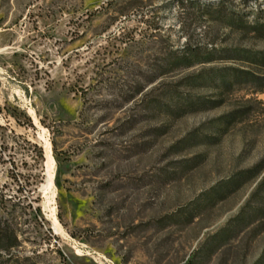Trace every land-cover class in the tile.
I'll return each mask as SVG.
<instances>
[{
	"label": "rangeland",
	"instance_id": "374dc122",
	"mask_svg": "<svg viewBox=\"0 0 264 264\" xmlns=\"http://www.w3.org/2000/svg\"><path fill=\"white\" fill-rule=\"evenodd\" d=\"M125 1L0 0V264H264V28Z\"/></svg>",
	"mask_w": 264,
	"mask_h": 264
},
{
	"label": "trees",
	"instance_id": "16d2710c",
	"mask_svg": "<svg viewBox=\"0 0 264 264\" xmlns=\"http://www.w3.org/2000/svg\"><path fill=\"white\" fill-rule=\"evenodd\" d=\"M179 3L178 16L181 19L183 29L190 27L195 19H206L210 24L229 28L231 30L264 28V23L251 25L244 22L250 16H254L258 22L264 18V0H254L258 7L254 11L250 9L252 0H215L202 4L200 0H177ZM127 6L141 9L147 3L145 0H126ZM191 20V21H190ZM264 185V177L259 183V188ZM259 191V189H257ZM11 246H0L1 251L9 252Z\"/></svg>",
	"mask_w": 264,
	"mask_h": 264
},
{
	"label": "bare ground",
	"instance_id": "6f19581e",
	"mask_svg": "<svg viewBox=\"0 0 264 264\" xmlns=\"http://www.w3.org/2000/svg\"><path fill=\"white\" fill-rule=\"evenodd\" d=\"M46 152H47V158L48 160L51 162V156H52V145L51 143H48L47 146H46ZM49 170H48V178H49V181L51 184L54 185V171H53V167L49 166Z\"/></svg>",
	"mask_w": 264,
	"mask_h": 264
},
{
	"label": "built area",
	"instance_id": "2783aa9c",
	"mask_svg": "<svg viewBox=\"0 0 264 264\" xmlns=\"http://www.w3.org/2000/svg\"><path fill=\"white\" fill-rule=\"evenodd\" d=\"M110 264V263H109Z\"/></svg>",
	"mask_w": 264,
	"mask_h": 264
}]
</instances>
